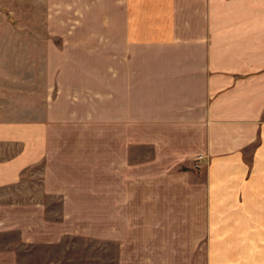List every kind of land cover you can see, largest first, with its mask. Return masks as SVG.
Here are the masks:
<instances>
[{"label": "crops", "instance_id": "obj_1", "mask_svg": "<svg viewBox=\"0 0 264 264\" xmlns=\"http://www.w3.org/2000/svg\"><path fill=\"white\" fill-rule=\"evenodd\" d=\"M95 133L85 198L57 155L85 171ZM40 163L57 217L9 192ZM71 236L72 264H264V0H0V264Z\"/></svg>", "mask_w": 264, "mask_h": 264}, {"label": "rangeland", "instance_id": "obj_2", "mask_svg": "<svg viewBox=\"0 0 264 264\" xmlns=\"http://www.w3.org/2000/svg\"><path fill=\"white\" fill-rule=\"evenodd\" d=\"M13 6L14 11L16 10V14H13L10 16L13 18L11 21L14 23L15 28L17 29H27L28 27V21H27V12H26V5H10ZM97 141V145H95V149H84L83 151V162L85 171H82L79 167V165H76L74 161H72L71 155L69 154L67 157L64 154L57 155L60 159H63L66 164V169L69 171V173L66 174L67 181L65 185H74L78 181L75 180L76 178L82 179L83 181V191L85 198L88 196H91V192H103L102 186L98 188V184L100 183L102 185L103 178H106L107 175V168H108V161H107V155H106V146H107V133H95V142ZM81 152H78L76 154V157H79ZM55 155V156H56ZM54 156V157H55ZM199 157V156H198ZM43 166L40 164H37L31 168H29L28 171H25L23 173V177L19 181V183L12 186L11 190L9 192H20L19 197H15V200L19 203H27L29 202H35L37 204H44L45 208L47 210V217H57L59 212V201H62V198L56 197L53 195L52 198L43 197L41 192H62L60 190H44V180H43V173L42 169ZM30 192V193H26ZM73 200L76 199L75 193H73ZM58 198V199H57ZM30 199V200H29ZM65 197H63L64 201ZM28 200V201H27ZM66 245L68 246L66 248L65 245L60 246L52 245L51 247V257H52V264H72L74 261L76 262L77 259H75L74 254L79 253V257H83L85 255V259L87 261H90L91 253L95 252V242L89 241L88 239H84L83 241L78 242L76 244L74 238L68 237L65 239ZM73 243L75 244V250L70 251L69 246H72ZM63 244H65L63 242ZM41 257H43V250H38ZM50 252L48 248L46 247V254ZM45 254V256H46ZM90 257H86V256ZM38 255H36L37 257ZM48 257V256H46ZM35 260L34 262H37ZM80 261V259H79ZM19 264H28L24 261L20 262Z\"/></svg>", "mask_w": 264, "mask_h": 264}]
</instances>
